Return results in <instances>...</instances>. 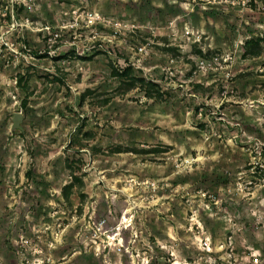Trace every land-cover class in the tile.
Returning <instances> with one entry per match:
<instances>
[{
	"label": "rangeland",
	"instance_id": "obj_1",
	"mask_svg": "<svg viewBox=\"0 0 264 264\" xmlns=\"http://www.w3.org/2000/svg\"><path fill=\"white\" fill-rule=\"evenodd\" d=\"M0 264H264V0H0Z\"/></svg>",
	"mask_w": 264,
	"mask_h": 264
},
{
	"label": "trees",
	"instance_id": "obj_2",
	"mask_svg": "<svg viewBox=\"0 0 264 264\" xmlns=\"http://www.w3.org/2000/svg\"><path fill=\"white\" fill-rule=\"evenodd\" d=\"M133 73H134V69H133V67L131 65L128 66L126 69H124V71H116V74L121 75V76H124V75L132 76ZM139 81L144 83V84L147 82L146 79H144V78H136L135 77L133 79V82L131 83L132 86L136 85V83L139 82ZM21 84H22V77L19 79V85L21 86ZM150 85H154V84L150 83ZM73 186H74V183H70L69 185H66V187H65V191H66L65 192V196L67 198H69V192H67V191L71 190Z\"/></svg>",
	"mask_w": 264,
	"mask_h": 264
},
{
	"label": "water",
	"instance_id": "obj_3",
	"mask_svg": "<svg viewBox=\"0 0 264 264\" xmlns=\"http://www.w3.org/2000/svg\"><path fill=\"white\" fill-rule=\"evenodd\" d=\"M22 119H23L22 114L21 113H16L15 116H14L13 128L22 129V125H21Z\"/></svg>",
	"mask_w": 264,
	"mask_h": 264
},
{
	"label": "built area",
	"instance_id": "obj_4",
	"mask_svg": "<svg viewBox=\"0 0 264 264\" xmlns=\"http://www.w3.org/2000/svg\"><path fill=\"white\" fill-rule=\"evenodd\" d=\"M200 63H201L202 65H205V61H204V60H202Z\"/></svg>",
	"mask_w": 264,
	"mask_h": 264
}]
</instances>
